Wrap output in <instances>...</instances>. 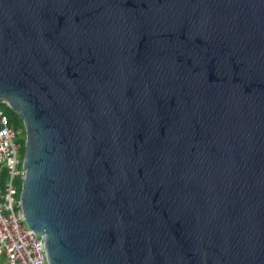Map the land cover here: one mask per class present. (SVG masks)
Here are the masks:
<instances>
[{
	"label": "water",
	"instance_id": "obj_1",
	"mask_svg": "<svg viewBox=\"0 0 264 264\" xmlns=\"http://www.w3.org/2000/svg\"><path fill=\"white\" fill-rule=\"evenodd\" d=\"M0 102L47 264H264V0H0Z\"/></svg>",
	"mask_w": 264,
	"mask_h": 264
},
{
	"label": "built area",
	"instance_id": "obj_2",
	"mask_svg": "<svg viewBox=\"0 0 264 264\" xmlns=\"http://www.w3.org/2000/svg\"><path fill=\"white\" fill-rule=\"evenodd\" d=\"M21 133L8 123L0 106V255L2 264H47L42 239L27 226L20 204L25 176L17 144Z\"/></svg>",
	"mask_w": 264,
	"mask_h": 264
},
{
	"label": "trees",
	"instance_id": "obj_3",
	"mask_svg": "<svg viewBox=\"0 0 264 264\" xmlns=\"http://www.w3.org/2000/svg\"><path fill=\"white\" fill-rule=\"evenodd\" d=\"M0 106H1V110L3 111L4 116L8 120V123L11 124L15 128L22 129V133H21L22 137L18 138L17 144L19 146V151L21 155H23L25 131H24L22 119L18 116V114L14 110L6 106L4 103H0ZM3 259L4 257L0 256V264H2Z\"/></svg>",
	"mask_w": 264,
	"mask_h": 264
},
{
	"label": "rangeland",
	"instance_id": "obj_4",
	"mask_svg": "<svg viewBox=\"0 0 264 264\" xmlns=\"http://www.w3.org/2000/svg\"><path fill=\"white\" fill-rule=\"evenodd\" d=\"M21 137H22V135L19 136V138H21ZM0 256H1V255H0Z\"/></svg>",
	"mask_w": 264,
	"mask_h": 264
}]
</instances>
